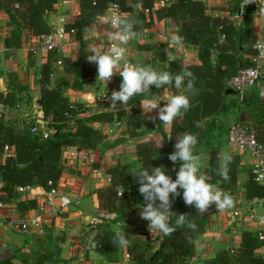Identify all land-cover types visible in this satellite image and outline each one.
Masks as SVG:
<instances>
[{"label": "trees", "instance_id": "obj_1", "mask_svg": "<svg viewBox=\"0 0 264 264\" xmlns=\"http://www.w3.org/2000/svg\"><path fill=\"white\" fill-rule=\"evenodd\" d=\"M56 2L57 0H0V12L8 16L6 26L3 28L0 24V40L3 35L5 47L18 49L27 39L51 31L47 14L53 11ZM241 2L242 0H234L230 10L235 13ZM109 4L116 5L121 16H127L135 21V33H140L162 20L177 28L178 36L183 38V43L197 50L196 63L184 65L180 59L169 60L165 55L166 50H153L150 44L139 47L144 51H151V58L155 63L156 60L163 62L162 66L152 65L157 71L171 73L191 71L195 76L193 88L197 90V95L190 102V109L187 112L182 111L180 122H173L170 125L169 135L162 131L164 123L157 119L156 128L162 136V144L156 145L152 141L137 143L138 166L124 163L110 168L108 172L111 182L96 190L99 208L117 214L122 222L117 230L126 233L129 245L120 247L114 243L116 230L107 227L95 231L90 239L95 243L96 251L109 261H117L121 250L125 248L129 256L128 264H187L190 257L195 254V242L205 230L208 215L201 216L199 210L186 205L180 196L172 203L171 210L175 213L171 223L174 226L175 216L179 213L189 214V219L197 225L196 230L177 228L171 236H164L155 229L150 232L149 222L139 216L144 198L138 191L139 184L134 173L142 167L151 169L164 165L167 174L175 179L179 163L173 170V163L168 156L174 151V142L178 136L183 132H191L197 135L199 141L195 152L201 145L206 144L209 147L210 182L213 184L219 182L218 187L224 192L236 193L240 171L239 156L231 154L233 161L229 165V179L223 181L215 172L220 164L217 154L220 142H214L212 145L207 141L209 133L213 132L212 129H216L215 138L223 135L222 121H219L218 125H215L214 121L236 102L241 107L239 114L242 118L236 120L251 126L257 140L264 143V83L259 86L264 77L260 76L257 80L259 90L256 87L257 83L254 85L250 101L239 103L227 98L234 93L229 80L239 68L245 66L238 62L239 57L235 56L233 51L241 49L242 43L246 42L250 47L247 53L252 54L254 49L251 46L258 36L252 27L240 25L236 27L229 13L225 16L209 13L203 0H171L158 6H154V0H78V17L66 22L63 27L65 32H73L77 43L76 49L70 50L72 47H69V53L61 57L55 52H47L46 62L38 70L37 84L41 93V109L45 116H52V120L47 122L48 128L45 129L47 136L44 137L41 130L32 131L36 123L25 121L20 123L18 119L5 120L3 113H0V204H15L20 212L37 207L36 200H18V188L26 186H40L45 190L56 188L65 168L63 162L65 150L69 146L93 149L105 138L104 132L91 125L93 122L109 123L120 120L126 125L129 135L141 134L143 122L141 102L146 96L157 94L158 90L154 86L150 94L135 96L127 105L117 103L113 110L100 111L88 116H79L81 105L73 104L64 94L67 88L82 90L86 80L97 76L96 64L88 62L86 58L91 54V49L87 47L83 33L85 27L99 21ZM221 36L223 38L220 41ZM213 50L218 51L216 64L211 62ZM59 58L63 74L56 78L52 86V67ZM0 102L14 107L16 95L12 92L0 93ZM197 123L200 127L196 126ZM67 126L70 128H66ZM244 195L247 199L264 198V185L253 179L251 171L244 183ZM258 234V230L256 232L243 230L238 246L220 248L213 257L204 259L199 264H264V252L257 253V249L264 248V239H260ZM189 238L192 242H189ZM50 240L53 241L52 236ZM52 241L44 246L40 244L43 250L37 254L35 264H58L60 247ZM20 262L26 264L21 256ZM0 264L13 263L11 258H4L0 260Z\"/></svg>", "mask_w": 264, "mask_h": 264}, {"label": "crops", "instance_id": "obj_2", "mask_svg": "<svg viewBox=\"0 0 264 264\" xmlns=\"http://www.w3.org/2000/svg\"><path fill=\"white\" fill-rule=\"evenodd\" d=\"M158 1L159 0H157V2ZM165 1L170 2L171 0ZM203 1L209 13L218 16H225L229 13L230 19L232 18L234 13L230 8L234 0ZM113 13L114 7L109 5L97 23H92L85 27L83 34L89 49L98 47L105 52L104 45L108 43L107 38L112 29L108 24L103 23V21L108 20ZM78 15V0H57L53 11L47 14V20L52 29L61 31L66 22L72 21L77 18ZM0 18V24L4 28L8 16L6 13L0 12ZM236 21L238 23L235 24L236 27L239 25L242 27H252L258 37H264V0H258L256 5L247 7L245 13ZM177 35V28L168 25L166 21L162 20L154 23L151 27L135 34L132 38V40L136 41L132 49L133 51H131V53H127L126 51L125 61L131 64L154 66L155 62L152 60L153 58H151V51H144L143 48L139 47V45L150 44L153 50H166L165 55L167 59H180L184 65L196 63L197 50L193 46L184 43H182V45H175L172 43V38ZM222 38L223 37H220V41ZM62 39L69 44L70 42L73 44L70 50L76 49L77 43L73 32L64 31ZM102 40H105L104 44ZM240 47L241 49H235L233 54L239 57L238 62L241 65H247L250 63L251 54L247 53L250 47L246 42L242 43ZM217 54L218 51H212V64L217 63ZM125 61H122L121 64ZM151 61L154 63H151ZM45 62L46 53L38 49L37 37L27 39L18 49H7L4 45L2 35L0 40V93L12 92L16 95L14 107L3 105L0 102V113H3L5 120L18 119L20 123L24 121L26 123H37L41 120L39 124L40 130L48 128L47 122L52 120V116H45L41 109L39 102L41 93L40 87L37 84L38 70ZM159 65L162 66L163 62L156 60L155 66L158 67ZM56 74L59 76L63 74L61 67L58 65L52 67L51 78L53 79V75L56 76ZM261 76L264 77V68ZM96 77L97 76H94L86 80L82 90L67 88V91L64 92L70 102L75 105L78 103L81 105V113H78L79 116H88L100 111L113 110L114 108V105H111L107 97L111 95L113 90H119L122 78L114 75L112 79L106 83L96 79ZM54 83L55 81L51 80L52 86ZM263 83L264 81H260V85L258 83L256 84L258 90L260 89L259 86L261 87ZM253 87L247 91L246 102L250 101L253 96ZM157 90L155 97L162 100L160 101L161 107L166 103V101L163 100H166L172 95L181 93L187 94L189 95L190 102H192L197 95V90L194 88L185 92L184 88L178 91L173 85H168L165 88ZM98 95L101 98L98 99ZM149 98L150 97L146 96L142 99L141 105L146 104ZM227 98L229 100L234 99L235 102L237 101L235 93H232ZM32 100L36 102L37 108L33 109L32 106H30ZM231 107L232 109L227 110L226 113L217 116L214 121L215 125H218L220 123L219 121L222 120L231 122L233 121L232 119L235 118L242 119L239 114L241 107L238 106V103L236 102L235 105H231ZM154 111L158 112V110H153L152 112L145 113L142 108V132L138 136L129 135L124 122H122L119 130H113L114 122H93L91 125L104 132L105 138L93 149H78L75 147L76 154L74 156H70L68 149L65 150L63 154L65 168L58 181L54 195L65 194L74 199V201L60 217L46 214L43 217L41 231L35 227H29L27 231L15 230L13 227V223L35 216L37 214L36 207L20 212L17 210L15 204H1L0 260L11 258L13 264H21L20 255H24L26 251H29V248H35V250H37L36 246H38L40 250H43L40 244L42 243V246H44L50 243V241H52L50 240L52 236L53 243H57L60 247L58 264H128L129 256L125 248L121 250L119 254L120 258L117 261H109L106 257L99 254L96 248L89 247V244H93L90 239L93 234L88 233V228L90 227L86 223L90 214L99 211L96 190L111 182V176L108 172L109 169L124 163L138 166L136 145L141 141H152L158 145L162 143V136L156 128L158 113L155 114ZM149 117L157 118L150 119ZM181 118L182 113L174 121L180 122ZM162 131L169 135L170 125L163 124ZM212 131L213 132L209 133L207 141L214 145V142L211 141L215 140V142H219V140L217 141L215 138L216 129H212ZM218 146L217 154L219 162L222 161L225 152L237 154L239 156L240 171L237 177V192L242 199L244 198L246 206L252 205L255 207L256 214L264 213V198L259 199L258 203L251 199H247L244 195V183L248 179L254 159L248 153L232 148L225 143L218 144ZM208 149V145L205 144V146L201 145L196 151V154L200 155L202 158L203 168L201 171L207 174L209 170ZM45 191L46 190L40 186H33L32 190L19 192L17 199L36 200L37 203H40L44 200ZM57 201V199L54 200L55 203H57ZM111 217L113 220L112 224L119 227L122 225L116 213H111ZM230 221L231 212L229 209L219 210L218 214L212 213L208 215V222L205 230L199 235L195 242V254L190 258L187 264H199L201 260L213 257L215 252L222 246H238L243 230L256 232L262 229L264 231V226H258L255 220H246L244 225L240 226L241 228L239 227V231L231 235ZM115 225L108 228L113 230L119 229V227ZM102 226H105V224L102 223ZM228 230L230 236H233V240L231 241H229V238L224 237L226 235L223 232ZM263 252L264 248L257 249L258 254H262ZM28 264L35 263L28 262Z\"/></svg>", "mask_w": 264, "mask_h": 264}, {"label": "clouds", "instance_id": "obj_3", "mask_svg": "<svg viewBox=\"0 0 264 264\" xmlns=\"http://www.w3.org/2000/svg\"><path fill=\"white\" fill-rule=\"evenodd\" d=\"M109 25L112 31L109 33L111 41H118L119 45L111 44L109 50L104 52L98 47L91 49V54L87 55V61L97 66L96 79L108 82L117 74V68L121 67V62L125 61L127 49L124 47L135 36V21L127 16L115 15L103 21ZM172 43L182 45L183 38L174 36ZM122 81L119 90H113L107 97L111 105L120 103L127 105L129 101L140 95L150 94L152 87L156 89L173 85L178 91L181 88L185 92L194 87L195 76L191 71L184 70L180 73L169 71H157L155 68L144 64H131L124 62L119 71ZM160 99L151 96L146 104L141 107L144 112L158 110V119L165 125H171L174 120L181 115L182 111L187 112L190 105V98L187 94H175L167 98L166 103L161 107ZM156 119L157 117H149ZM197 127L200 124L197 123ZM199 143L196 134L183 132L178 136L168 159L175 165L179 163L176 178L167 174L164 165L155 166L151 169L142 167L134 173L139 184L138 191L144 198V203L140 207L139 216L149 222L148 228L162 233L164 236H171L177 228H187L196 230L197 225L189 219V214L179 213L175 216V224L171 223L174 211L172 203L175 198L181 196L186 205L194 206L196 210L205 213L210 205H215L218 210L231 209L235 206L233 196L224 192L217 184L210 182L207 173L201 171L203 168L202 158L196 154L195 148ZM233 161V156L225 152L218 168L215 170L223 181L229 179V165ZM114 243L120 247H127L129 239L123 230H116L114 233ZM189 242H192L189 238ZM95 247V243L92 245Z\"/></svg>", "mask_w": 264, "mask_h": 264}, {"label": "built area", "instance_id": "obj_4", "mask_svg": "<svg viewBox=\"0 0 264 264\" xmlns=\"http://www.w3.org/2000/svg\"><path fill=\"white\" fill-rule=\"evenodd\" d=\"M257 2L258 0H242L237 11L232 15V19L234 20L235 24H238L236 20H238V18H240L245 13L246 8L256 5ZM165 3H167V1L165 0H159L158 2L157 0H154V6L162 5ZM109 5L114 7V13L110 17L120 15V11L118 10L116 5ZM63 32L64 29L61 31L52 29L47 33L39 34L37 36L38 49L45 53L55 52L59 57L68 54V49L70 47L69 45L72 46L73 44H71V42L69 44L67 43V41L62 39ZM111 44L119 45V42L109 40L107 43L108 47L106 46L107 48L105 49L106 52L109 50ZM252 47L254 49V52L250 56V63L239 68L237 70V73L229 80V85L234 90L236 99L239 103L246 101L247 91L257 83V80L263 73L264 37H258L253 43ZM123 64L124 62L121 64V67L117 68L116 70V75L120 78L122 77L119 76V71L123 67ZM55 65H61L60 58L56 61ZM97 98L99 99L101 97L98 95ZM67 115L71 116L70 113H67ZM40 123L41 120L36 123V126L32 127L33 132H37L40 130ZM121 124L122 121L114 120V125L116 127H120ZM41 131L43 136L46 137L48 133L45 130ZM226 143L232 148H236L237 150L248 153L254 159V163L251 168L253 179L259 184L264 185V143L257 140L252 127L238 121L229 122L226 127ZM75 147L76 146H69L67 148L70 156H74L76 154ZM5 150H7V146H5ZM32 188L33 186L19 187L18 191L24 192L26 190H32ZM55 190L56 188L45 191L44 200L38 203V206L36 207L37 214L35 216L13 223V227L21 229L22 231L28 230L29 227H35L39 231H41L43 226V217L46 214L58 217L62 216V214L66 211V209L74 201V199L65 194L55 196ZM230 194L235 200V206L229 209L231 212V221L229 222L231 232H237L239 230V227L244 225L246 220H255L258 226H264V213L256 214L254 206H246L244 198L242 199L238 192ZM55 199L58 200L57 203L54 202ZM251 200L254 202H258L259 198H252ZM213 211L219 212L214 204L210 205L205 213H201L200 211L199 212L201 216H206L214 213ZM111 213L114 212H106L99 208V211H96L95 213L89 215L86 224L89 227H94L101 220L112 218ZM258 233L259 238L264 239V231L262 229H259ZM92 245L89 244V247H93ZM93 248H96V246ZM189 261L190 259L188 260V263Z\"/></svg>", "mask_w": 264, "mask_h": 264}, {"label": "rangeland", "instance_id": "obj_5", "mask_svg": "<svg viewBox=\"0 0 264 264\" xmlns=\"http://www.w3.org/2000/svg\"><path fill=\"white\" fill-rule=\"evenodd\" d=\"M1 19V18H0ZM8 20V19H7ZM7 22V21H6ZM5 22V23H6ZM108 40H109V36H108V38H107ZM108 40H107V42H108ZM132 41V42H131ZM136 41L135 40H130L129 41V43L127 44V45H125L124 47L126 48V46H127V53H131V51H133L132 49H133V46H134V43H135ZM102 43L104 44L105 43V40H102ZM70 47H71V45H69ZM107 43H106V45H104V48L106 49L107 47ZM105 52H106V50H105ZM133 56H135V55H133ZM156 64V63H155ZM54 66H57V65H54ZM58 66H60V65H58ZM156 67V66H155ZM58 74V73H57ZM56 74V76H54L53 75V79L51 78V80H56V78L57 77H59V75H57ZM61 76V75H60ZM67 90L65 89L64 90V92H66ZM235 98H236V96H235ZM30 106H32V108L34 109V108H37V104H36V102L35 101H33L32 100V102H31V104H30ZM142 106V105H141ZM23 108V107H22ZM25 108V107H24ZM230 109H232V107L231 106H229L228 107V109L227 110H230ZM154 113L155 114H157L158 112H156V111H154ZM233 121H236V118L235 119H232ZM112 122H114V121H112ZM174 122H176V121H174ZM230 121H226V120H222V127H223V129H222V131L224 132L223 133V135H219V138H216V140L218 141L219 140V142H220V144H223V143H225V144H227L226 143V127H227V124L229 123ZM70 126H72V125H70ZM66 128H70L69 126H67ZM72 128V127H71ZM119 128L120 127H116L115 125H114V127H113V130H119ZM218 131V130H217ZM219 132H220V130H219ZM108 133V132H107ZM220 134V133H219ZM222 136H223V138H222ZM160 138V137H159ZM110 140V139H109ZM108 140V141H109ZM211 142H215V140L214 141H211ZM174 143H176V142H174ZM162 144V143H161ZM156 145H158V144H156ZM77 158V157H76ZM138 162V161H137ZM214 213H216V214H218V211H213ZM112 222H113V220L111 219V218H108V219H103V220H101L96 226H94V227H90V228H88V233H90V234H93L95 231H97V230H102L103 228H105V227H110V226H113V225H115V224H112ZM102 223L103 224H105V226H102ZM116 227H119V226H117V225H115ZM243 226V225H242ZM241 228V227H240ZM239 228V229H240ZM15 230H19V231H22L21 229H18V228H14ZM27 231V230H26ZM231 231V230H230ZM239 231V230H238ZM237 231V232H238ZM236 232V233H237ZM226 236H224V237H227V238H229V241H231V240H233V236H230V234H229V230L228 231H224L223 232ZM233 234V232H231V235ZM52 243H53V241H52ZM57 244V243H56ZM230 246H232V245H230ZM37 247V250H35V248H29V251H26L25 253H24V255H20L21 257H23L24 259H25V261H26V264H28V262H31V263H35V259H36V256H37V254H39V253H41L42 252V250H40L39 249V247L38 246H36ZM225 248V247H229L228 245L227 246H222L221 248ZM23 252V251H22ZM25 254H27V255H25ZM123 258V257H122ZM30 259V260H29ZM29 260V261H28ZM204 260V259H203ZM202 261V260H201Z\"/></svg>", "mask_w": 264, "mask_h": 264}, {"label": "water", "instance_id": "obj_6", "mask_svg": "<svg viewBox=\"0 0 264 264\" xmlns=\"http://www.w3.org/2000/svg\"><path fill=\"white\" fill-rule=\"evenodd\" d=\"M39 102H40V100H39Z\"/></svg>", "mask_w": 264, "mask_h": 264}]
</instances>
